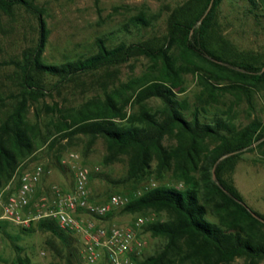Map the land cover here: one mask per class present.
Listing matches in <instances>:
<instances>
[{"label": "trees", "instance_id": "trees-1", "mask_svg": "<svg viewBox=\"0 0 264 264\" xmlns=\"http://www.w3.org/2000/svg\"><path fill=\"white\" fill-rule=\"evenodd\" d=\"M222 1L187 0L167 9L166 33L158 42L120 40L108 46L104 37H97L93 53L50 64L43 59L50 35L43 9L34 0H0V14L10 15L16 7H22L37 22L34 45L23 50L19 59L4 62L16 69L18 90L11 94L8 113L0 118V190L10 184L20 163L34 152L40 128L28 122L27 113L31 104L47 96L44 78L56 79L54 91L64 83L94 75L100 85L97 95L66 111L57 104L50 108L58 115L54 124L58 136L50 139L48 149L62 139L79 135L88 138L89 146L102 138L107 152L104 164L127 157V180H140L151 172L161 179L170 172L171 184L154 185L139 195H124L130 198L122 208L124 212L164 215L143 227L164 243L153 255L134 259V263L264 262V223L251 213L263 221L264 216L246 207L225 176L234 170L238 157L251 150L252 143L264 148V122L252 119L237 130L231 108L222 117L213 114L202 121L215 92L242 95L247 109H251L254 91L264 85V59L239 53L216 30ZM230 1H244L264 14V0ZM158 16L135 15L123 25V31L150 27ZM141 56L149 61L144 74L117 85L111 83L117 68ZM186 74L195 76L203 88L193 106L177 98L186 90ZM150 99H158L162 106L151 111L145 106ZM0 105H6L1 97ZM127 106L137 109L129 113ZM165 139L173 144L164 145ZM15 189L10 186L5 199ZM35 229L50 233L67 249L79 244L77 238L60 232L54 220L40 219Z\"/></svg>", "mask_w": 264, "mask_h": 264}, {"label": "rangeland", "instance_id": "rangeland-1", "mask_svg": "<svg viewBox=\"0 0 264 264\" xmlns=\"http://www.w3.org/2000/svg\"><path fill=\"white\" fill-rule=\"evenodd\" d=\"M187 0H34L43 9L44 19L50 31L48 42L43 53L46 63H60L82 55L94 52V41L97 37H104L108 46L120 40L137 42L151 39L158 42L166 33L167 9L182 5ZM159 14L150 27L141 30L129 28V33L123 31V25L135 15L151 17ZM216 30L235 49L248 57L258 60L264 59V14L262 10H252L244 1L223 0L216 15ZM37 37V22L33 14L22 7H16L12 14H0V97L6 105H0V118L6 116L11 103V94L17 92L15 80L16 69L11 64H4L20 58L21 52L34 45ZM149 61L145 57L132 59L117 68L114 85L126 82L131 78L140 77L148 69ZM264 70V69H263ZM101 75H105L101 72ZM184 93L177 94V98L186 99L190 106L197 104L203 88L192 74L185 75ZM94 75H87L67 82L53 91L56 79L46 76L45 87L47 96L37 103L30 105L27 119L37 123L40 135L35 139L34 152L24 159L18 171L41 165L44 174L35 188L32 202L41 197H53L51 187H57L62 192H68L74 185L73 165L85 166L90 169L88 182L89 197L92 202L105 203L114 194H140L144 189L154 185L171 184L170 172H165L158 179L153 172L140 180H127V157L120 156L118 160L104 164L107 155L106 144L98 138L92 145H88V138L76 136L72 139L60 140L52 149L48 143L54 136H58L54 124L56 114L50 108L57 104L59 109L76 108L87 99L97 95L100 85ZM213 82H217L212 80ZM221 84L225 81H219ZM113 86L110 84V87ZM209 106L205 108L203 117L211 118L213 114L222 117L229 108L233 114V124L240 129L252 119L264 122V85L255 90L251 99L252 108L247 109L242 95L236 93L215 92L214 98L209 99ZM151 111L162 106L158 99H150L145 103ZM137 109L126 107L127 112ZM207 115V116H206ZM163 144L170 146L173 141L165 139ZM251 150L241 154L234 170L225 175L231 179L246 207L264 216V148L258 149L251 144ZM77 155L71 159L70 155ZM155 162L151 164L153 171ZM18 172V173H19ZM16 174V173H15ZM15 178L11 187L16 188ZM5 189L0 190V214L5 201ZM31 207L29 213H35ZM136 217H147L152 220L163 219L164 215H157L152 211L144 214H129L122 209L113 211L109 216L96 218L80 215L79 218L89 220L98 226L124 225L131 223ZM36 221L27 232L23 227L8 221L2 222L0 229V264H86L79 244L67 249L59 240L48 232L35 229ZM141 235L145 247L138 259L153 255L164 243L158 237H153L144 228ZM101 264V263H100ZM264 264V262L260 263Z\"/></svg>", "mask_w": 264, "mask_h": 264}, {"label": "built area", "instance_id": "built-area-1", "mask_svg": "<svg viewBox=\"0 0 264 264\" xmlns=\"http://www.w3.org/2000/svg\"><path fill=\"white\" fill-rule=\"evenodd\" d=\"M70 158L77 159V155L71 154ZM72 169L74 185L70 191L62 192L57 187H51L53 197L48 199L44 196L36 202H32V197L44 174L43 167L33 165L17 171L12 181L16 178L18 185L5 199L0 221L28 228L34 221L51 219L56 221L60 232L77 238L86 264H135L134 259L140 257L145 247L140 232L152 219L136 217L128 224L103 227L79 218L82 214L106 217L126 206L130 198L114 194L105 203L91 202L88 189L90 169L80 165H73ZM31 207L36 209L35 213L28 212Z\"/></svg>", "mask_w": 264, "mask_h": 264}, {"label": "water", "instance_id": "water-1", "mask_svg": "<svg viewBox=\"0 0 264 264\" xmlns=\"http://www.w3.org/2000/svg\"><path fill=\"white\" fill-rule=\"evenodd\" d=\"M210 6H211V4L209 5V8H210ZM213 178L215 179V175H214V174H213ZM251 215H252L254 218L258 219L260 222L264 223V221L261 220V219H259L255 214L251 213Z\"/></svg>", "mask_w": 264, "mask_h": 264}]
</instances>
